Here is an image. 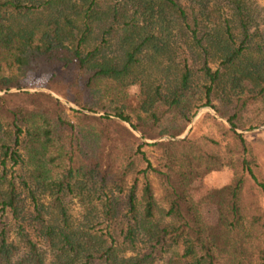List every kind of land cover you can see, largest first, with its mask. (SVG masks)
<instances>
[{"label": "trees", "instance_id": "obj_1", "mask_svg": "<svg viewBox=\"0 0 264 264\" xmlns=\"http://www.w3.org/2000/svg\"><path fill=\"white\" fill-rule=\"evenodd\" d=\"M40 74L77 108L0 94V264H264V211L247 198L264 184L236 130L264 124V3L0 0V89ZM203 105L228 125L204 112L157 139Z\"/></svg>", "mask_w": 264, "mask_h": 264}, {"label": "rangeland", "instance_id": "obj_2", "mask_svg": "<svg viewBox=\"0 0 264 264\" xmlns=\"http://www.w3.org/2000/svg\"><path fill=\"white\" fill-rule=\"evenodd\" d=\"M258 1L260 3H264L263 0H258ZM43 78H44V74H40L37 77H35V76H27L26 80L29 83H31V84L30 85L20 86V87H26V88H36V87H41V86L45 87L42 84ZM20 87H18V88H20ZM45 88H47V87H45ZM18 90H25V89H18ZM39 90H41V89H39ZM28 91H30V90H28ZM31 91H33V90H31ZM59 96H61V95H59ZM61 102H63L65 104L66 112H67L68 116H71L72 115V109L71 108H77V106L75 104L71 103L70 101H67L65 98H63V100ZM209 107L211 109H213V112L211 111V109ZM82 109H86V108H81L80 110L83 111ZM204 112H209L216 119H218V120L222 121L224 124L228 125V121H224L223 120L225 117L219 115L218 113H216L214 111L213 107H211V106H199L198 108H196L194 114L191 116V118L189 120L190 121V127H189L188 131L194 125V123L196 122V119H198ZM129 125H130V123H129ZM129 129L132 130V129H135V128H133L131 126V128H129ZM135 130H137V129H135ZM206 130H207L206 124L205 123H200L199 125L195 126V128L193 129V132H206ZM239 130H241V132L243 133L246 141L248 143H250L254 153L257 156L258 166H257L256 170L254 171V175L256 177V180L264 184V124H255V125H252L250 127H246L244 129H239ZM188 131H187V133H188ZM145 139H146V141H151V139H148V138H145ZM144 147L147 148V150L149 151L148 154H149L150 159H153V155H152V154H154L153 148L151 146H149V145H145ZM230 174H231V170H230V168H228L226 166L225 167H221L218 170H214V171H211V172L207 173L201 180L197 181V185L198 186H197V188L195 190H193L194 195H197L198 193L202 192L206 187H208L210 185H218V184H221V183L227 181L229 179V177H230ZM152 184H153V187H154L155 197L157 198V200L159 202H161L160 199H159V192H160L159 191V187H158V184H157L156 180L153 177H152ZM250 184L253 187L251 188V192L248 193L247 198L249 200L250 199L252 200L253 196L255 197V193H256L255 201L260 203V205L262 207V210L264 211V191L262 190L261 186L258 185L256 182L251 180ZM77 208L78 207H77L76 203H74V202L71 203L70 211H71L72 214H76L77 213ZM157 264H159V262Z\"/></svg>", "mask_w": 264, "mask_h": 264}, {"label": "water", "instance_id": "obj_3", "mask_svg": "<svg viewBox=\"0 0 264 264\" xmlns=\"http://www.w3.org/2000/svg\"><path fill=\"white\" fill-rule=\"evenodd\" d=\"M18 89H25V90H39V89H41V90H45V91H47V92H49L52 96H54V97H57L59 100H63V98L61 97V96H59L58 94H56L55 92H53L52 90H50V89H48V88H45V87H36V88H26V87H20V88H18V87H15V86H10V87H8V88H1L0 89V94L1 93H4L5 91H14V90H18ZM203 106H209V105H203ZM210 108V107H209ZM211 109V108H210ZM84 112H86V113H90V114H94V115H97V114H101V112L100 111H93V110H89V109H82ZM211 111L213 112V109H211ZM223 119V118H222ZM224 121H227L226 120V118H224L223 119ZM124 123L129 127V128H131V126L129 125V123L127 122V121H124ZM189 127H190V121L188 122V124H187V126L184 128V130H183V132L182 133H180V134H177V135H162L161 137H158L157 139H160V138H181V137H183L186 133H187V131H188V129H189ZM133 130V132L135 133V134H137V135H139V132L137 131V130H135V129H132ZM237 131H240L241 132V130H239V129H236ZM143 140H145L146 141V139L145 138H143Z\"/></svg>", "mask_w": 264, "mask_h": 264}]
</instances>
